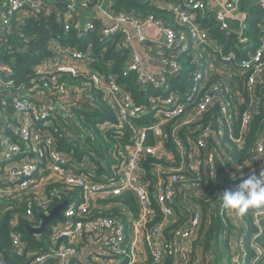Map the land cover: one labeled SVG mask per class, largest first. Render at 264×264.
I'll list each match as a JSON object with an SVG mask.
<instances>
[{"label": "built area", "instance_id": "obj_1", "mask_svg": "<svg viewBox=\"0 0 264 264\" xmlns=\"http://www.w3.org/2000/svg\"><path fill=\"white\" fill-rule=\"evenodd\" d=\"M0 1V50L14 28L49 11L48 0ZM148 1L171 21L135 10L115 12L109 2L112 22L89 21L83 28L105 41L119 36L117 49L131 54L121 75L112 71L111 61L105 72L94 67L91 46L65 48L73 64L57 55L42 60L29 81L0 72V105L14 111L1 132L0 198L22 202L26 195L25 223L32 228L42 225L41 215L68 201L62 218L48 225L47 248L28 251L20 264H144L149 256L152 264H164L167 255L173 264L192 259L199 264L200 254L191 253L202 225L211 224L204 211L207 195L209 212L222 216L218 240L227 264H246L249 249L250 264L264 258L259 240L264 222L252 235L240 230L235 211L220 197L264 172V0ZM60 3L73 13L79 3L93 2ZM147 26L161 38L142 33L134 46L133 30ZM72 27L82 31L79 21ZM70 29L65 24L64 32ZM56 43L51 41L54 53ZM65 76L79 84L70 85ZM131 86L146 98L137 100ZM98 95L107 110L100 109ZM97 109L102 113L97 129L110 134L104 149L84 126L83 114ZM154 158L158 164L145 168ZM99 167L105 170L101 175ZM220 168L230 182L216 189ZM53 183L59 186L48 191ZM125 196L133 198L135 211L117 201ZM103 202L119 205V214L98 213ZM251 209L256 221L264 215V207ZM18 224L14 216L10 238L21 254L25 242Z\"/></svg>", "mask_w": 264, "mask_h": 264}, {"label": "trees", "instance_id": "obj_2", "mask_svg": "<svg viewBox=\"0 0 264 264\" xmlns=\"http://www.w3.org/2000/svg\"><path fill=\"white\" fill-rule=\"evenodd\" d=\"M60 3V0H55ZM93 3L89 4L90 6H94L98 0H91ZM248 6V5H246ZM249 7V6H248ZM116 8V9H115ZM121 8V9H120ZM111 9L115 12H119L121 10L124 11H137L140 15H147V14H156L158 16V6L155 4L150 3L148 0H115L112 5ZM120 9V10H119ZM253 10H255L254 7H252ZM163 14L168 15L164 11H160ZM255 17H252V21L256 22L258 19V13L254 12ZM58 24L61 25L62 23L57 22L54 19L53 15L44 14L42 17L38 20L34 19H27V22L24 26H22L18 31H15L9 35L7 44L5 47H3L0 50V72L7 74V72L14 78H19V81L25 80L29 81L34 77V71L33 68L35 65H37L39 62L42 61V59L47 55H51V53H54L53 48L50 47L49 40L55 37L60 31H56L55 35H53L54 28L58 27ZM73 30H77L74 27H72ZM86 38H90L88 41L91 42L93 39L92 48L95 51L96 59L99 61L98 68L102 72H105L107 70V63L110 61L112 62V71L118 75L122 74V70L125 67V63L127 61L126 53H123L117 49L115 46L119 42V36L115 35L110 38H108L107 41L101 40L96 34L95 31H88ZM67 35L57 38L59 43H63V38L67 39ZM85 38V39H86ZM119 39V40H118ZM67 41V40H66ZM65 41V42H66ZM64 42V43H65ZM23 47V48H22ZM81 50H85V45H83V48L79 47ZM69 76H65V78H68ZM73 78V77H70ZM130 78H134V75H130ZM75 79V78H74ZM120 79H122V76H120ZM69 81V79H67ZM131 79H127V82H130ZM134 81V80H132ZM70 82V81H69ZM78 80L75 79V83H77ZM131 91L133 95L138 98L141 97L142 93L136 91L135 86H131ZM97 103L100 105V109L107 110L106 103L101 99L100 95L97 96ZM14 111L12 106L2 107L0 105V140H1V132L2 129L5 128L3 125L4 122L7 123L10 121L11 116L13 115ZM93 113H95L93 115ZM92 114L85 113V119L86 123L84 126L91 130L93 132V135L95 136V140L97 142L98 149H104L107 148V144L105 143L104 138L110 139L109 133H104L97 129V122L98 118L100 117L99 109H97ZM77 115H80L79 112H77ZM139 121V120H138ZM140 122V121H139ZM143 125L147 124V121H144L142 123ZM2 150L1 142H0V153ZM243 158V157H242ZM158 159H149L148 161H145V168L149 169L151 166L157 165ZM105 172L102 167H99L98 174L101 175ZM218 183L216 186V189H221L224 185L228 184L230 182V178L225 173L223 168L219 169L218 172ZM54 186H59L58 183H53L47 187V190L49 191ZM25 197L22 198V202L15 200V199H7V198H0V202L4 203L3 207H0V264H20L22 262L26 261L27 252L30 250L35 249H42L45 250L48 246V238H49V232L46 231L43 234H40L39 237L35 236L33 233H30L28 230V227L31 225H27L25 223V214H26V204H25ZM206 204L204 205V211L205 214L208 215V217L211 219V224L207 226L205 223L202 225L199 235L197 239L193 242L192 247V256H195L198 249H201V257L199 258V264H219L220 261H222L223 255L220 253V246H219V240H218V233L219 229L223 225L222 216L219 210H217L215 213L209 212V205H211L212 200L210 199V196H206ZM120 203L129 206L134 211L136 210V206L134 203V200L131 196H125L121 199H118ZM205 202V201H204ZM107 202H103L105 204ZM36 210V216L38 219H36V223L40 221V213L37 209ZM115 209L114 207H106V205H103L101 209L98 210V213L110 216L114 215ZM249 211V215L245 217V220L250 221L251 217ZM17 216L19 220L18 229L21 230L23 234V239L25 242V249L23 253H18L14 250V247L12 246L10 233H11V219ZM162 215L158 213V223L161 221ZM258 221L261 223L262 218H258ZM183 222V219L180 221ZM176 225V224H175ZM255 227V226H253ZM252 227V228H253ZM250 226L248 227L250 235L253 234V231ZM260 243L262 246H264V237L260 238ZM249 240L247 241V246L249 247ZM251 249L248 250V256L246 260V264H250L249 257L252 255ZM194 259L190 260L188 264H192ZM144 264H152V259L149 256L148 260ZM164 264H173V259L171 256L167 255L166 260ZM258 264H264V258L258 263Z\"/></svg>", "mask_w": 264, "mask_h": 264}, {"label": "crops", "instance_id": "obj_3", "mask_svg": "<svg viewBox=\"0 0 264 264\" xmlns=\"http://www.w3.org/2000/svg\"><path fill=\"white\" fill-rule=\"evenodd\" d=\"M114 1L115 0H104V3H103V5L101 7L83 6L81 3H79L77 9L73 13H68L66 7L63 4H58V3L56 4L54 0H49L48 1V3H49L48 15L49 14L53 15L54 19L57 22L62 23V24L61 25L58 24V27L54 28L52 36L55 35L57 30L60 31V32L56 33L57 35L49 40V43H50V41L55 40L57 42L56 45L59 46L58 47L59 49L56 51V53H51V55H49V56L46 55L42 60H47L51 56L57 55V56H61V57L63 56L65 58L66 62H68L70 64H73L75 61H73L69 57H66L65 54H66L67 51H65L64 49L70 47L72 49L81 50L79 47L83 48V45H85L84 49L86 50L87 47L92 46L91 42L93 43V39L91 40V42L88 41L90 38H86L87 33H85L83 31V28L86 26V24L89 21H94L97 26L109 25L112 22L113 18L110 15L111 13L108 11V6L110 5L109 2L113 3ZM0 4L4 5L3 1H0ZM158 16H160V17H162V18H164V19H166L168 21H171V19L169 18V15L163 14L160 11H158ZM76 21H79V23H80V25L82 27V31L81 32H79L77 30H73V28H72V25ZM25 23L22 26H24ZM68 23L71 25V29L67 33H65L64 32V26H65V24H68ZM14 30L18 31L17 29L14 28L13 32H14ZM141 32L142 31L133 30V35L135 36V40L133 42L134 46H138L139 45L137 37L139 36V34H142ZM154 33H156V30L154 31ZM62 35L63 36H65V35L68 36L67 39L63 38L64 42L67 40L65 43L64 42L63 43H59L58 40H57V38L62 37ZM144 35L147 36V34H144ZM117 44L115 45L116 47H117ZM50 47L52 48L51 43H50ZM145 48H146V46H145ZM139 53L143 56L144 59L146 58V54L147 53L144 51L143 48H140ZM126 56H127V61H128L131 58V54L127 51L126 52ZM152 57L153 56H150V59ZM127 61H126V63H127ZM98 62L99 61H97V63ZM97 63H93V66L96 67V68L98 67ZM145 66H146L147 70H150V67L147 65L146 62H145ZM145 98H146V95H142L141 97L139 96L136 99L139 100V101H142ZM36 100L38 102H43L44 101L43 98H39V99H36ZM246 213L249 214L248 211H246ZM244 219H245V217H244ZM257 229H259V227H253L251 229L253 231V234L258 231ZM218 242H219L220 251H221L220 253L223 255L222 261H220L219 264H227L229 257L227 256L226 251H223V247H222L221 242L220 241H218ZM198 251H199V254H200V257H201V249H198ZM252 256H253V254H252Z\"/></svg>", "mask_w": 264, "mask_h": 264}, {"label": "clouds", "instance_id": "obj_4", "mask_svg": "<svg viewBox=\"0 0 264 264\" xmlns=\"http://www.w3.org/2000/svg\"><path fill=\"white\" fill-rule=\"evenodd\" d=\"M255 174L242 180L235 190H225L222 197L223 206L243 215L249 208L264 207V178Z\"/></svg>", "mask_w": 264, "mask_h": 264}, {"label": "water", "instance_id": "obj_5", "mask_svg": "<svg viewBox=\"0 0 264 264\" xmlns=\"http://www.w3.org/2000/svg\"><path fill=\"white\" fill-rule=\"evenodd\" d=\"M156 29L153 26H147L141 33L143 34H147V35H151L154 33ZM155 37L161 38V35H158L156 33H154ZM68 201H64L63 203L59 204L57 207H55L51 213L49 215H41L43 222L42 225L38 228H32V227H28V230L30 231V233L33 234H43L48 230V225L50 222L55 221L56 219H61L62 218V212L63 210L66 208Z\"/></svg>", "mask_w": 264, "mask_h": 264}, {"label": "rangeland", "instance_id": "obj_6", "mask_svg": "<svg viewBox=\"0 0 264 264\" xmlns=\"http://www.w3.org/2000/svg\"><path fill=\"white\" fill-rule=\"evenodd\" d=\"M49 1V0H48ZM67 79H69V83L71 84V85H78L79 83L77 82V83H75V79L74 78H70V77H68ZM79 112V111H78ZM106 204H109V202H107V203H105V204H101V205H106ZM113 205H114V209H115V212H114V215H117V214H119V208H120V206L119 205H117L116 203H113ZM4 206V203H1L0 202V207H3ZM252 209L251 208H249L247 211L249 212V211H251ZM247 215H249V214H247L246 212L243 214V215H240V214H238L237 212H235V219H236V222H237V224H238V226L240 227V230H248L249 231V229H248V227L250 226L251 228L253 227V226H255V227H259V224H261V223H263L264 222V215L263 216H260V218H262V222L260 223L259 221H256V219H255V217L253 216V215H250V217H251V220L250 221H247V220H245L244 219V217H246ZM224 216H225V214H224ZM169 229L170 228H168V230L167 231H169ZM196 255H198V257H199V252L197 251V253H196Z\"/></svg>", "mask_w": 264, "mask_h": 264}]
</instances>
